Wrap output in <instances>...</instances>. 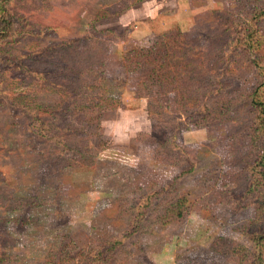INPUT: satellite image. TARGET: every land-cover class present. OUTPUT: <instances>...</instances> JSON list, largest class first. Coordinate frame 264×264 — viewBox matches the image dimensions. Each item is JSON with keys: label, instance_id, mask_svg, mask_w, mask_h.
Returning a JSON list of instances; mask_svg holds the SVG:
<instances>
[{"label": "rangeland", "instance_id": "374dc122", "mask_svg": "<svg viewBox=\"0 0 264 264\" xmlns=\"http://www.w3.org/2000/svg\"><path fill=\"white\" fill-rule=\"evenodd\" d=\"M261 3L10 0L15 34L0 44V264H242L235 250L250 248L241 229L255 215L253 207L236 209L243 179L231 177L242 169L243 121L219 108L187 120L172 89L168 124H155L151 87L136 86L123 56L173 28L209 46L214 28L247 20ZM93 28L111 32L100 92L112 106L96 109L105 146L93 159H73L69 150L52 153L49 141L33 134L27 111L49 112L41 123H70L52 108L72 103V77L64 90L57 82L63 74L77 77L90 62L101 67L103 55L85 54L88 38L102 40L96 43L103 48ZM38 71L46 80H36ZM96 73L78 78L91 83ZM57 132L67 131L51 133ZM184 193L190 198L184 217L161 222L167 204Z\"/></svg>", "mask_w": 264, "mask_h": 264}, {"label": "trees", "instance_id": "16d2710c", "mask_svg": "<svg viewBox=\"0 0 264 264\" xmlns=\"http://www.w3.org/2000/svg\"><path fill=\"white\" fill-rule=\"evenodd\" d=\"M9 1L0 0V44H4L15 34L16 20L8 7ZM261 5L247 15L249 23L245 22L247 20L237 19L233 26L225 30L214 28L208 40L206 39L209 46L197 41L190 42L187 34L173 28L158 35L156 41L149 46H133L123 56L125 69L135 80L136 86L146 84L151 87L148 94V114L155 124H168L165 118L169 115L172 89L178 92V110L187 120L206 119L219 108L230 114L234 122L243 121L246 146L238 160L242 169L231 177L243 179L240 187L243 195L235 202L238 205L236 209L253 207L255 215L246 228L241 229L250 238V248L242 246L235 250V255L242 264H264V0ZM93 31L95 37L103 36V48L98 44L102 40L94 42L92 38H88V50L85 54L89 58L90 55H103L101 67L90 62L89 67H85L77 77L63 74L57 82L64 90L66 82L72 77V103L58 109L52 108L57 114L69 116L70 123H47L46 119L41 123L43 116H51L49 112L41 114L37 109L27 111L28 127L33 134L46 138L52 153L69 150L68 152L74 153L73 159H93L105 146L100 134L101 117L96 115V109L112 106V98L104 95L101 98L100 92V84L107 78V49L104 47V39L111 32L95 28ZM29 69L31 72L38 70L35 67ZM97 70L101 73H96L94 76L99 77L91 83L78 78ZM38 77L36 80H46L43 74ZM125 83L126 81L123 82ZM94 93L98 94L97 101L92 98ZM242 114L244 118L241 117ZM54 128L59 132H67L64 135L62 132L51 133ZM176 138L174 133L170 138L172 146H175ZM187 199H190L189 194L184 193L176 203L169 202L159 217L160 221L173 222L184 217L182 207L189 201ZM2 204L0 199V207ZM237 250L241 251L238 253Z\"/></svg>", "mask_w": 264, "mask_h": 264}]
</instances>
